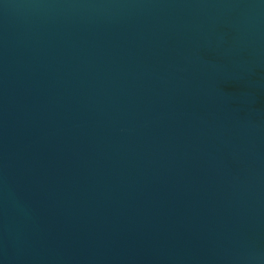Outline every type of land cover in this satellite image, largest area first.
<instances>
[{
    "label": "water",
    "instance_id": "obj_1",
    "mask_svg": "<svg viewBox=\"0 0 264 264\" xmlns=\"http://www.w3.org/2000/svg\"><path fill=\"white\" fill-rule=\"evenodd\" d=\"M0 264H264V0H0Z\"/></svg>",
    "mask_w": 264,
    "mask_h": 264
}]
</instances>
